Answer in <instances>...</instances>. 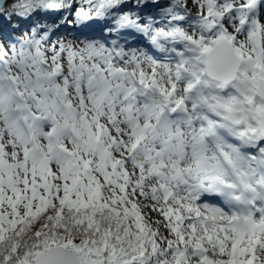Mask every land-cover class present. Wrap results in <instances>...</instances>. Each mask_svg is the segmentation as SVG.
I'll return each instance as SVG.
<instances>
[{"label": "snow or ice", "instance_id": "6c2138e0", "mask_svg": "<svg viewBox=\"0 0 264 264\" xmlns=\"http://www.w3.org/2000/svg\"><path fill=\"white\" fill-rule=\"evenodd\" d=\"M0 264H264V0H0Z\"/></svg>", "mask_w": 264, "mask_h": 264}]
</instances>
